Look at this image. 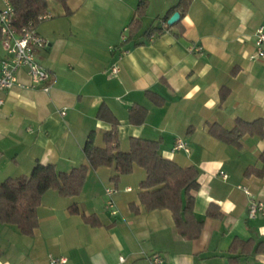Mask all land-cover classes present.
I'll list each match as a JSON object with an SVG mask.
<instances>
[{
    "label": "crops",
    "instance_id": "1",
    "mask_svg": "<svg viewBox=\"0 0 264 264\" xmlns=\"http://www.w3.org/2000/svg\"><path fill=\"white\" fill-rule=\"evenodd\" d=\"M48 2L52 16L37 30L48 40L39 58L52 73V87L0 92V181L30 174L38 161L62 171L88 163L87 139L92 134L104 146L113 126L100 115L105 109L118 120L124 151L133 137L152 138L165 157L199 169L194 211L203 227L189 238L170 209H146L142 166L117 181L114 166H100L89 169L76 196L46 191L33 234L0 223V264H50L51 254L67 256L68 264H151L156 253L164 264H264V215L251 218L248 212L252 196L264 200V176L246 173L261 165L264 137L246 134L233 144L209 130L215 122L232 128L237 118L264 119V57L252 58L264 0H189L179 6V0H149L140 30L126 42L121 35L140 0H68L69 12L59 0ZM176 10L180 21L167 27L163 17ZM151 26L163 30L136 44L146 38L137 34ZM6 56L0 39V64ZM17 75L31 81L24 68ZM134 107L146 109L142 121L132 119ZM178 137L189 152L173 149ZM107 186L115 188L117 213L107 207ZM75 203L78 213L70 211ZM212 205L221 216L208 214ZM83 213H95L100 225Z\"/></svg>",
    "mask_w": 264,
    "mask_h": 264
},
{
    "label": "trees",
    "instance_id": "2",
    "mask_svg": "<svg viewBox=\"0 0 264 264\" xmlns=\"http://www.w3.org/2000/svg\"><path fill=\"white\" fill-rule=\"evenodd\" d=\"M16 12L18 27L28 26L32 23L37 26L42 19L39 16L48 12V0H11ZM69 12L68 0H59ZM149 0H140L135 17L129 23L128 41L135 38L146 15ZM189 0H179V5H187ZM170 15L163 17L168 23ZM180 20L175 22L177 24ZM171 25L168 24L167 27ZM163 28L151 26L136 38L145 36L143 40L135 43H143L147 39H152L156 32H161ZM1 34V31H0ZM0 35V39H1ZM229 91L224 90L221 94L225 98ZM151 97L162 102L154 93ZM142 114L135 115L137 111ZM146 109L134 107L131 112L134 121H142L146 114ZM102 117L112 122V129L104 134L105 144L99 146L94 143L93 135L87 139L84 151L88 163L72 167L70 171H62L53 163L44 164L36 162L31 173L8 177L0 181V223L15 225L23 234L31 235L39 226L38 208L42 198L49 189H56L63 196H76L81 193L86 176L90 168L100 166H114L116 174L114 181H117L123 174L133 172L136 165L142 166L146 170V177L140 182V200L148 210L168 208L172 211L176 227L189 238H196L200 235L203 221L195 217L194 190L199 184V169L195 165L183 166L176 161L165 157L160 151V141L142 137H133L128 150L121 149L118 137V120L112 113L102 109ZM210 133L227 143L240 144L241 139L246 134L264 137V119L257 118L245 120L237 118L232 128H226L220 123H212L209 126ZM261 165H251L246 173H254L264 176V150L260 156ZM132 207L138 210L135 204ZM72 213L80 211L75 203L70 207ZM208 214L221 216L219 208L211 206ZM85 220L93 225H100L101 221L95 213H83Z\"/></svg>",
    "mask_w": 264,
    "mask_h": 264
},
{
    "label": "built area",
    "instance_id": "3",
    "mask_svg": "<svg viewBox=\"0 0 264 264\" xmlns=\"http://www.w3.org/2000/svg\"><path fill=\"white\" fill-rule=\"evenodd\" d=\"M49 12L43 13L39 16L40 19H46L51 17ZM17 20L15 7L11 0H0V31L1 41L7 51L6 58L1 61L0 64V92L5 89L14 88V86H20L23 88H37L40 87L46 91H49L52 87V73L46 68L39 58V51L48 46V40L43 35L38 33L37 26L30 23L28 26L18 27L15 24ZM168 24V23H167ZM129 26L123 29L121 38L123 41L127 39ZM256 45L257 51L252 58L264 57V25H260L256 32ZM198 50L202 49V46H198ZM125 52V49L122 50ZM25 69L27 75H29L31 81L24 82L19 79L17 75L21 69ZM118 71V66H113V72ZM3 98L0 94V104L3 102ZM64 114L66 109L61 110ZM174 150L190 151L188 143L179 138L174 144ZM224 178L229 175L225 171H221ZM250 195L251 192L245 186L240 185ZM130 189V187L128 188ZM105 191L108 196L107 207L111 209L113 213H117V202L114 198L115 188L113 186H107ZM248 212L251 218L257 216V214L264 215V200L251 197L248 205ZM125 258H121L120 261L124 262ZM151 264H164L165 258L162 254L156 253L151 257ZM50 264H68L67 256L50 255Z\"/></svg>",
    "mask_w": 264,
    "mask_h": 264
},
{
    "label": "water",
    "instance_id": "4",
    "mask_svg": "<svg viewBox=\"0 0 264 264\" xmlns=\"http://www.w3.org/2000/svg\"><path fill=\"white\" fill-rule=\"evenodd\" d=\"M181 18V12L176 10L172 13V15L168 19V24H174Z\"/></svg>",
    "mask_w": 264,
    "mask_h": 264
},
{
    "label": "rangeland",
    "instance_id": "5",
    "mask_svg": "<svg viewBox=\"0 0 264 264\" xmlns=\"http://www.w3.org/2000/svg\"><path fill=\"white\" fill-rule=\"evenodd\" d=\"M117 207V206H116Z\"/></svg>",
    "mask_w": 264,
    "mask_h": 264
}]
</instances>
